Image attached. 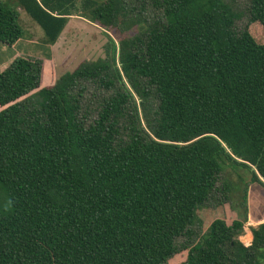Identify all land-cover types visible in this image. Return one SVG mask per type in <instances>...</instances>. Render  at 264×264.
<instances>
[{"label":"trees","instance_id":"obj_1","mask_svg":"<svg viewBox=\"0 0 264 264\" xmlns=\"http://www.w3.org/2000/svg\"><path fill=\"white\" fill-rule=\"evenodd\" d=\"M15 1L47 44L83 13L107 42L48 86L41 60L0 70V264H157L229 201L223 160L264 182V44L224 0ZM247 15L264 31V0ZM21 36L0 0V42ZM243 230L214 221L181 264H264V222Z\"/></svg>","mask_w":264,"mask_h":264},{"label":"rangeland","instance_id":"obj_2","mask_svg":"<svg viewBox=\"0 0 264 264\" xmlns=\"http://www.w3.org/2000/svg\"><path fill=\"white\" fill-rule=\"evenodd\" d=\"M101 1L103 0H98V2ZM224 1L232 6L233 10L240 16L235 22V30L237 32L242 31L247 26V30L254 41L258 44H264L263 27L259 23H252L250 25L247 23L248 0ZM2 2H5L16 11L18 15V23L22 30L21 40L40 43L41 40L37 38V34H40L44 38L43 34L41 33L39 27L19 9L20 6L16 3V1L2 0ZM129 2L133 4L134 12L138 13L141 3H145L146 0H129ZM77 7L78 9L80 8L79 3H77ZM80 15H84L82 17L88 20L86 13ZM143 15L145 17H150L152 13L150 10H147L143 13ZM124 18L125 16L121 14L119 20L122 21ZM25 19H27V22H25ZM28 21L30 22L28 23ZM28 25H30L31 28H29ZM34 27L39 31V33L29 31ZM137 31L138 26L133 27L129 31L113 28L110 29L108 33L114 42L118 44L121 38L134 35ZM102 35L105 36L104 34ZM80 36L81 39L69 40L72 48L71 53L74 51L76 53L79 52L78 55L72 57V61L69 65L63 66L64 64H62V60H60L58 54H55L54 57L50 55L49 60L55 61L57 70L56 74L59 76L65 73V71L67 72L76 68L79 62L84 59L94 61L98 58H105V52L103 51V47L107 42L105 37L99 38L98 42L91 43L89 40L86 41V39L92 38L94 39L93 41H97L98 39V35L94 30H91V33L88 34H80ZM67 41L68 40H66V42ZM98 98L99 94L91 85H89L84 95L83 103L84 105H88L87 108L92 112V114L97 106ZM222 167L225 180L230 184L229 201L222 206H205L199 209L197 211L196 226L188 235L178 240L170 253L157 264H181L184 262L188 249L197 242L198 238L208 232L210 224L214 221L227 225H230L234 220L243 221L244 230L242 235L239 237L242 243H248V239L251 235L250 229L252 227L264 222V182L261 179L260 181L255 179L254 175L251 173L253 171L252 168L249 170L246 167H241L227 160H223Z\"/></svg>","mask_w":264,"mask_h":264},{"label":"crops","instance_id":"obj_3","mask_svg":"<svg viewBox=\"0 0 264 264\" xmlns=\"http://www.w3.org/2000/svg\"><path fill=\"white\" fill-rule=\"evenodd\" d=\"M19 9L26 14V12L21 7H19ZM26 16H28V15L26 14ZM25 20H26L25 22H27V19H25ZM29 22L30 21H28V23ZM28 27L31 28L30 25H28ZM39 29H40L41 33L43 34V31L41 30L40 27H39ZM91 30L95 31V33L98 35V39H97V41H93L94 39L89 38V39H86V41L89 40V42L94 43V42H98L99 38L105 37L102 35V34L106 33L105 30H103L102 28H100L99 26H97L95 24H92L87 19H85L81 16H74L73 15V16H69L67 18V22H66L59 38L53 44L45 43V41H44L45 38H43L40 34H37V38L39 40H41L40 43H36L33 41H22L21 38L19 40H17V42L15 44H13L12 46H6L0 42V70L6 69L9 66V64L15 58H18V57H26V58H30V59H41L43 62L42 77H41L42 84L44 86L51 85L55 82V80L59 77V75L56 74L57 70H56L55 61L49 60L50 55H52V57H54L55 54H58V57H60V60H62V64H64L63 66L69 65V63L72 61V57L79 54V52L76 53L75 51L71 53L72 48H71V43L69 42V40L81 39L80 34L91 33ZM29 31H31L33 33H39V31L35 27ZM43 36H44V34H43ZM93 36H94V34H93ZM66 40H68V41L66 42ZM81 42H83V41H81ZM84 60H87V59H84ZM84 60H82V61H84ZM82 61H80V62H82ZM74 69H72V70H74ZM72 70H69L67 72H70ZM248 241H250V238L248 239Z\"/></svg>","mask_w":264,"mask_h":264}]
</instances>
